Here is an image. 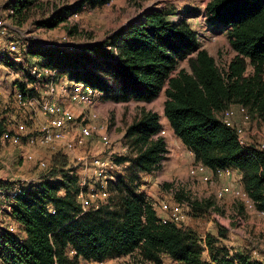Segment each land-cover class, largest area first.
Masks as SVG:
<instances>
[{
  "label": "trees",
  "instance_id": "obj_1",
  "mask_svg": "<svg viewBox=\"0 0 264 264\" xmlns=\"http://www.w3.org/2000/svg\"><path fill=\"white\" fill-rule=\"evenodd\" d=\"M45 2L9 0L7 6L12 19L22 24ZM109 2L83 0L53 12L38 25L55 28L74 8L78 12L86 3L96 8ZM206 14L212 27L222 25L228 32L235 51L224 68L201 46L187 20H171L159 9L149 10L102 43L74 51L40 44L28 54L40 58L36 62L40 69L107 96L118 92V100L152 101L165 90L164 115L195 160L211 169L239 171L244 191L257 209L264 210V150L253 143L242 146L236 129L221 118L227 108L242 105L264 122V0H209ZM186 58L191 70H177ZM249 65L252 74H247ZM20 87L24 92L25 86ZM161 128L160 115L154 111H144L127 127L129 150L119 161L129 165L108 182L109 196L99 207L84 209L81 178L62 152L53 155L48 176L39 182L0 180L9 199L8 213L17 224L16 231L0 226L3 264H80L81 258L102 262L136 252L144 264H163V256L176 264H263L248 254L234 258L223 242V231L203 238L193 229L164 221L146 194L138 191L140 175L157 170L168 152L164 138L155 137ZM17 186L20 190L14 192ZM187 201L200 209L210 205Z\"/></svg>",
  "mask_w": 264,
  "mask_h": 264
},
{
  "label": "rangeland",
  "instance_id": "obj_2",
  "mask_svg": "<svg viewBox=\"0 0 264 264\" xmlns=\"http://www.w3.org/2000/svg\"><path fill=\"white\" fill-rule=\"evenodd\" d=\"M82 2L46 0L43 7L33 8L27 20L20 24L10 19L9 0H0V20L6 27L4 32L0 27V90L5 94L4 105L7 106L0 109V136L8 133L11 138H17V142H5L0 146V180L21 184L39 182L48 176L52 157L58 152L52 154L54 149L51 145L41 142L42 126L56 117V114L45 113L42 108L44 104L51 103L71 114L76 129L87 127L90 130V135L85 138L76 136V157L68 158L70 168L84 181L82 201L87 209L105 205L106 198L100 194L102 179L98 175L97 160L106 162L108 174L114 178L116 173L122 172L129 165L128 162L119 161L129 150L124 137L127 127L144 111H154L160 115L162 124L155 137L164 138L168 152L157 170L140 175L138 191L146 194L158 215L165 220L175 221L173 207L177 203L185 204V220L175 222L182 228L197 231L203 238L209 233L217 235L223 231L226 234L223 242L234 258L238 254L250 255L256 249L259 258L264 260V217L247 207L239 171L234 170L224 178L211 176L208 181L204 179L194 153L175 135L164 115L165 90L152 101L118 100V92H111L107 96L95 91L89 102L86 100L87 94L76 91L75 84L66 77L55 76L53 83V75L41 73L39 76L42 69L36 62L40 58L28 54L29 48L40 44H56L74 51L102 43L129 23L142 19L149 10L159 9L165 10L171 20H187L198 33L201 46L216 59L219 67L224 68L235 56V51L223 26L212 27L209 24L206 14L209 0H110L96 8L86 3L78 12L74 8L66 21L55 28L38 25L53 12L76 7ZM3 8H7L6 13H3ZM11 40L17 46L13 51L9 49ZM190 58L180 61L177 70L186 68L190 71ZM252 72L253 68L249 65L247 74ZM22 85L25 86L24 92L20 87ZM14 91L23 97L35 98V105H24ZM224 187L230 190L220 196L219 192ZM233 191L240 193L236 195ZM181 194L187 197L186 200L178 201L177 196ZM188 198L191 202L201 201L203 206L210 202L211 206L204 209L193 207ZM8 202L6 190L0 188V226L17 225L8 213ZM163 202L167 203V208L163 207ZM207 255L205 250L204 256ZM141 261V256L136 252L107 259L104 264H144ZM80 264L100 263L81 258ZM163 264L176 262L163 256Z\"/></svg>",
  "mask_w": 264,
  "mask_h": 264
},
{
  "label": "built area",
  "instance_id": "obj_3",
  "mask_svg": "<svg viewBox=\"0 0 264 264\" xmlns=\"http://www.w3.org/2000/svg\"><path fill=\"white\" fill-rule=\"evenodd\" d=\"M3 26H4V22H2V20H0V27L3 28V32H4L6 30V27H3ZM16 47H17L16 43L14 41H10L9 49L11 51H13L16 49ZM41 71L42 72H39V76L42 75L41 73H43L44 75L49 73V75H53V77L51 78L52 82H53V80H55L54 79L55 78V72L50 71V70H46V69H44V70L42 69ZM74 84L76 87L75 90L81 91V92L87 94L86 100L91 102L90 99H91V97L95 91L90 86L85 85L84 83L74 82ZM17 95L24 105H26V104H28L30 106L35 105V102H36L35 98L23 97L20 93H17ZM4 98H5L4 92L2 90H0V109H4L7 107L4 105ZM42 108H43V110H45V113L49 112L52 115L56 114L55 118L52 117L51 120H49L45 125L42 126L43 133L41 136V142L43 144L51 145L50 147H52L54 150H58V151L63 150V149L65 151H72L77 146L76 145L77 143L75 140L76 136H79L80 138H85V137L90 135L91 132L87 127H82L81 130L79 127L76 129L75 123H74V120H73V117L71 116V114L65 110H62L58 105L47 103V104H44L42 106ZM221 118L228 126L234 127L236 129L239 143L242 146H247V145L253 143L259 149L264 150V135H263V133L260 134L256 130L254 131V129H253L254 127H252V118L253 117L248 112V109L246 107H244L242 105H233L221 113ZM9 141L17 142V138H14V137L11 138L8 133H3L0 136V146L2 144H4L5 142H9ZM82 141H83V139H82ZM125 151H126V148H125ZM42 165L46 166L45 163H42ZM97 165L99 167L98 175L102 179L100 194H101L102 198L107 199L109 196L108 182L110 180L114 179V176L108 174V168H107L106 162L101 161V160H97ZM198 169H199V171H201L204 174L202 176L204 177V179L206 181H208L211 178V176H218L219 178H224L225 176L230 175L232 171L236 170L233 168L211 169V168L205 166L204 164H202L200 162H198ZM210 173H211V175H210ZM241 178H242V175L240 174V176H239L240 182H241ZM82 185H84V181L80 182V186L82 187V192L80 193L79 198L82 202L84 209H87V207L84 205V202L82 201V197H83L82 195L84 192ZM19 190H20L19 186H17L15 188L14 192H18ZM228 190H230L229 187L228 188L227 187L222 188L219 192V195L223 196V194H225ZM232 193L237 195L240 192L239 191H233ZM243 194H245V196H246L245 203H246L247 207L251 210H256V212L259 216L264 217V210L257 209L255 202L248 196V194L245 191H243ZM96 195L99 196L98 194H96ZM163 204H164L163 205L164 208L168 207L167 203L163 202ZM184 205L185 204H183V203H177L173 207V211H174L173 215H175L174 219L176 222L184 221L186 218L185 214L183 213V210H184L183 206ZM163 220L166 221L165 219H163ZM8 228L12 231H16L17 225L12 224V225H9ZM259 255L260 254L256 249H254L251 253L252 258H258L259 259ZM99 263L104 264V261L99 262ZM0 264H3V262L1 260H0ZM236 264H239V263H236Z\"/></svg>",
  "mask_w": 264,
  "mask_h": 264
},
{
  "label": "crops",
  "instance_id": "obj_4",
  "mask_svg": "<svg viewBox=\"0 0 264 264\" xmlns=\"http://www.w3.org/2000/svg\"><path fill=\"white\" fill-rule=\"evenodd\" d=\"M5 9V10H4ZM6 10H7V8H3V13H6ZM11 12L13 13V11L11 10ZM10 16V15H9ZM10 19H12V16H10ZM12 41V40H11ZM1 49V48H0ZM1 51V50H0ZM55 79V78H54ZM66 79H68L67 77H66ZM69 80V79H68ZM53 82H55V81H53ZM69 82H71V83H74L73 81H70L69 80ZM14 90H16L17 91V89H15L14 88ZM16 91H14L15 92V96H18L17 95V92ZM4 96H5V94H4ZM45 117V116H44ZM49 119V118H48ZM254 126V131L256 130L257 132H259L260 134L261 133H263V135H264V122H262V121H260L258 118H252V127ZM10 142V141H9ZM11 145H12V143H10ZM58 150H54V151H51L52 152V154H54L55 152H57ZM59 151H61L62 153H64V154H66L67 156H69L70 157V159H71V157H76V150H72V151H65L64 149L63 150H59ZM58 151V152H59ZM69 159V160H70ZM211 171V170H210ZM209 172V171H208ZM1 179H3V178H1ZM241 183V182H240ZM161 218H162V216H160ZM246 254H248V253H246ZM249 255V254H248ZM250 256H251V254H250ZM260 259V258H259ZM261 261H263V264H264V260H262V259H260Z\"/></svg>",
  "mask_w": 264,
  "mask_h": 264
}]
</instances>
